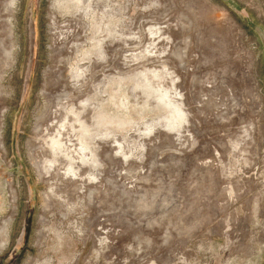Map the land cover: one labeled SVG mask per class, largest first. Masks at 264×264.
Instances as JSON below:
<instances>
[{
  "label": "rangeland",
  "instance_id": "rangeland-1",
  "mask_svg": "<svg viewBox=\"0 0 264 264\" xmlns=\"http://www.w3.org/2000/svg\"><path fill=\"white\" fill-rule=\"evenodd\" d=\"M0 264H264V0H0Z\"/></svg>",
  "mask_w": 264,
  "mask_h": 264
}]
</instances>
